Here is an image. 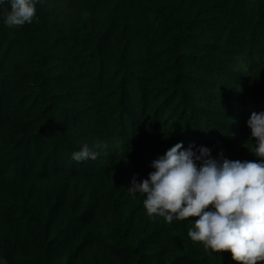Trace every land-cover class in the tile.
<instances>
[{
  "label": "trees",
  "instance_id": "obj_1",
  "mask_svg": "<svg viewBox=\"0 0 264 264\" xmlns=\"http://www.w3.org/2000/svg\"><path fill=\"white\" fill-rule=\"evenodd\" d=\"M253 111L264 0H42L30 24L0 17V264H237L190 239L198 217L152 218L128 188L178 142L256 160Z\"/></svg>",
  "mask_w": 264,
  "mask_h": 264
},
{
  "label": "clouds",
  "instance_id": "obj_2",
  "mask_svg": "<svg viewBox=\"0 0 264 264\" xmlns=\"http://www.w3.org/2000/svg\"><path fill=\"white\" fill-rule=\"evenodd\" d=\"M42 0H0V17L8 27L30 24ZM7 5V7H5ZM256 160H233L207 146L178 142L154 159L147 178L131 180L130 194L145 196L147 214L167 223L198 217L187 235L206 250L230 252L237 264L264 262V111L246 121ZM253 141V139H251ZM99 144L71 154L76 163L99 156Z\"/></svg>",
  "mask_w": 264,
  "mask_h": 264
}]
</instances>
